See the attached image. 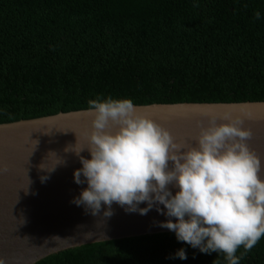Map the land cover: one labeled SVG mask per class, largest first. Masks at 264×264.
Wrapping results in <instances>:
<instances>
[{
	"label": "trees",
	"instance_id": "obj_1",
	"mask_svg": "<svg viewBox=\"0 0 264 264\" xmlns=\"http://www.w3.org/2000/svg\"><path fill=\"white\" fill-rule=\"evenodd\" d=\"M98 97L264 101V0H0V124L88 109ZM181 249L186 260L173 258ZM35 264L227 261L166 232L86 244ZM240 264H264V237Z\"/></svg>",
	"mask_w": 264,
	"mask_h": 264
},
{
	"label": "clouds",
	"instance_id": "obj_2",
	"mask_svg": "<svg viewBox=\"0 0 264 264\" xmlns=\"http://www.w3.org/2000/svg\"><path fill=\"white\" fill-rule=\"evenodd\" d=\"M260 16L257 11L254 19ZM88 105L87 114L94 117L88 147L72 152L82 164L74 182L87 188L71 203L93 216L107 206L105 218L114 215V203L142 216L156 207L169 218L159 227L201 253H223L227 264H240L264 237V162L247 143L253 133L244 128L241 115L225 112L227 123L218 124L215 114L205 113L208 126L199 125L193 147L142 115L131 99L98 97ZM85 150L91 159L81 155ZM39 168L48 173L56 169ZM8 170L0 167V174ZM40 179L43 183L49 176ZM170 186L178 191L173 194ZM143 203L147 207L140 208ZM241 247L244 253L237 256ZM176 257L186 260V251L179 250ZM0 264L7 260L0 257Z\"/></svg>",
	"mask_w": 264,
	"mask_h": 264
},
{
	"label": "water",
	"instance_id": "obj_3",
	"mask_svg": "<svg viewBox=\"0 0 264 264\" xmlns=\"http://www.w3.org/2000/svg\"><path fill=\"white\" fill-rule=\"evenodd\" d=\"M135 106L142 115L169 130L177 142L185 141L193 147L199 125L208 126L209 118L205 113L215 114L218 124L227 123L222 119L225 112L241 115L245 120L244 128H250L253 133L247 143L264 162V101ZM87 110L0 124V167L9 169L0 174V257H4L7 264H35L50 255L86 244L172 232L159 227L169 218L160 214L156 207L142 216L138 212H125L114 203V215L105 218L103 211L107 206L102 207L99 216H93L86 214L83 205L71 203L87 188L86 183L77 185L74 182V172L81 169L82 164L72 153L88 147L87 136L92 131L94 117L88 115ZM34 140L39 141L37 148ZM66 147L69 152H65ZM81 155L91 159L87 150ZM63 160L66 164L58 165ZM41 164L49 171L56 169L51 173L41 171ZM42 176H49V179L42 183ZM261 176L264 178V172ZM171 190L173 194L178 191ZM139 207L145 208L147 204ZM89 234L90 238H86Z\"/></svg>",
	"mask_w": 264,
	"mask_h": 264
}]
</instances>
